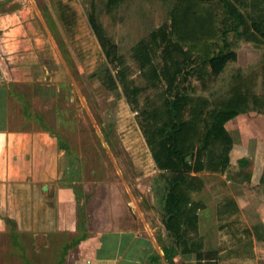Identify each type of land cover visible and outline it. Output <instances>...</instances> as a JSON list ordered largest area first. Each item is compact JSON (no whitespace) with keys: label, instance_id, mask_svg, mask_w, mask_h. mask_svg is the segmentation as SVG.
Returning <instances> with one entry per match:
<instances>
[{"label":"rangeland","instance_id":"374dc122","mask_svg":"<svg viewBox=\"0 0 264 264\" xmlns=\"http://www.w3.org/2000/svg\"><path fill=\"white\" fill-rule=\"evenodd\" d=\"M107 1L0 0V91H9L19 127L46 130L63 149V161L50 183L70 184L77 198L78 229L72 235L36 232L33 250L38 256L32 261L55 264L62 246L84 233L90 237L66 251L60 264H149L152 255L160 257L153 264H264V244L249 243L264 221V182L262 176L251 181L259 170L253 168L252 174L245 169L250 166L245 158V163L237 161L245 167L235 162L228 175L199 174L203 188L190 196L201 204L194 238L202 248L193 254L172 249V261L164 259L162 246L171 243L161 223L159 172L138 111L127 103L120 86L108 88L103 80L106 70L114 76L117 67L105 58L88 13L94 10L104 35L130 66V77L142 87L148 82L132 60L131 48L166 21H157L142 0H120L112 5ZM253 72L249 68L245 74ZM227 73L208 81L206 87L194 80L196 95L212 99L225 93ZM158 92L146 88L139 95L140 104ZM236 172H243L238 188L248 192L243 207L252 219L230 225L229 232L218 228L215 207L224 197L238 194L232 181L224 182H235ZM46 194L7 193V202L13 212L23 205H33V209L37 205V209L46 202L53 204ZM7 225L10 231L6 226L0 232V264H25L23 253L31 258L32 248L28 240H18L26 246L23 252L10 238L16 232L14 223L9 220Z\"/></svg>","mask_w":264,"mask_h":264},{"label":"trees","instance_id":"16d2710c","mask_svg":"<svg viewBox=\"0 0 264 264\" xmlns=\"http://www.w3.org/2000/svg\"><path fill=\"white\" fill-rule=\"evenodd\" d=\"M118 1L108 0L107 3L112 5ZM195 1L198 4L195 3L196 8L191 10L190 0H179L178 5L182 2L185 6H178L169 21L131 48L132 60L148 82L144 87L137 86L130 77V66L118 53L116 45L104 35L94 10L88 13V22L105 58L117 67L114 76L106 70L103 80L108 88L120 86L127 103L138 111L146 144L159 172L161 223L171 243L170 247L163 245L162 250L164 259L169 262L172 261L169 254L172 249L193 254L202 248L201 241L194 238L197 210L201 204L192 201L190 193L203 188L200 173L220 174L229 165L232 138L224 123L239 113L264 112V103L257 97L242 95L236 89L229 96L212 99L203 94L196 95L194 80L206 87L208 81L223 72L228 62L236 60L234 51H226L229 46L227 34L236 28V23L231 24L228 19L227 23L223 20L222 23L219 17L208 13V7L202 6L200 0ZM63 19L66 20L64 14ZM146 88L160 89V92L154 97L147 96L140 104L139 95ZM261 182H264V172ZM235 211L232 198L217 204L220 222L233 224L237 221ZM244 230L248 232V229ZM11 237L14 243L28 240L32 257L27 258L23 253L21 259L25 264H34L32 258L38 256L33 250L34 236L16 231ZM85 237L82 233L65 243L55 264H60L66 251L78 246ZM17 244L23 252L26 250V246ZM150 261L149 264L159 262L160 257L152 255Z\"/></svg>","mask_w":264,"mask_h":264},{"label":"crops","instance_id":"0c3cea01","mask_svg":"<svg viewBox=\"0 0 264 264\" xmlns=\"http://www.w3.org/2000/svg\"><path fill=\"white\" fill-rule=\"evenodd\" d=\"M200 1L202 6L208 7V13L211 12L213 16L219 17L221 22L223 20L227 23L229 20L231 24L236 23V28L227 34L229 46L226 49V51L231 50L236 53V60L228 62L221 72V74L228 72L226 75L229 74L230 77L226 83L228 89L222 96H229L234 91L233 89H236L242 95L247 94L250 97L252 95L257 97L260 103H264V0ZM190 2V6L193 4L191 10L195 9L198 3L195 0H190ZM141 3L145 4L148 12L157 16V21H169L178 6H185L182 2L178 5L179 0H147L146 3L142 0ZM221 25L224 29L223 24ZM249 68L255 72L246 76V70ZM233 71L235 73H232ZM9 97V92L0 91V232H3L6 226L8 227L7 222L11 220L14 223L13 230L30 232L33 236L39 231H67L68 234H71L73 230L78 229L76 192L70 184L54 185L50 183L54 180L53 178L56 179L57 168L63 161L64 151L46 130L37 127H19V122H16V117L13 116L15 109L11 108L12 102ZM224 128L232 138L229 165L223 173L208 172V175H228L235 162V166L242 169L245 166L238 164V162L245 163L246 161H243L245 158L250 164L245 169L251 171L252 174L253 168L259 170L254 172L257 178L251 179L254 183L257 182L264 172V112L251 110L239 113L226 121ZM236 173L237 180L235 182L223 180L228 185L232 181L238 193L223 198H232L236 205L234 218L237 221L234 220L231 225H241L240 223L244 222L247 224V221L252 219L249 214H246L248 212L244 213L243 207L248 192L243 193V187L238 188L243 172L241 174ZM242 181L245 182V180ZM204 185L206 186L207 183ZM7 193H49V196H47L48 194L43 196H47L46 200L52 201L53 204L46 202L44 205L38 206L37 209H35L37 205L34 206V209L33 205L31 207L23 205L16 213L8 205ZM23 197H25L24 194ZM217 204L215 212L218 228L231 232L232 227H229V223L228 225L225 221L220 222L218 220ZM29 221H32V224L27 226L26 223ZM23 224L22 229L21 225ZM259 226V232H256L254 238L249 239L250 242L253 240L254 246L256 243L264 244V221L260 222ZM8 229L10 231L11 228L8 227ZM236 231H240L239 227H236ZM87 234L89 233L87 232ZM89 237L90 235H86L80 243ZM78 255L79 252L77 251L76 256L78 257Z\"/></svg>","mask_w":264,"mask_h":264}]
</instances>
